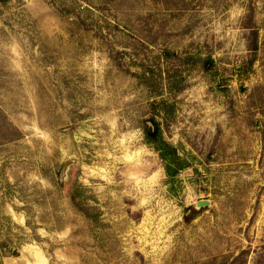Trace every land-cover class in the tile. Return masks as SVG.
Returning <instances> with one entry per match:
<instances>
[{
	"label": "rangeland",
	"instance_id": "1",
	"mask_svg": "<svg viewBox=\"0 0 264 264\" xmlns=\"http://www.w3.org/2000/svg\"><path fill=\"white\" fill-rule=\"evenodd\" d=\"M258 260L264 0H0V264Z\"/></svg>",
	"mask_w": 264,
	"mask_h": 264
},
{
	"label": "trees",
	"instance_id": "2",
	"mask_svg": "<svg viewBox=\"0 0 264 264\" xmlns=\"http://www.w3.org/2000/svg\"><path fill=\"white\" fill-rule=\"evenodd\" d=\"M252 35L255 36V33L253 32ZM250 50H252L253 52L256 50V38H253L251 41V47L249 48ZM152 123L153 126H155V122L153 120L150 121ZM157 132V127H154V130L151 131L149 128H144V135L148 138H154L155 137V133ZM166 151L167 154L169 155L170 159L173 160L176 158L175 153L173 151V148L165 145V147L163 148V151ZM245 254H247L246 252H243L241 255L244 256ZM237 261V260H236ZM235 261V262H236ZM253 264H263L262 262L258 261H254Z\"/></svg>",
	"mask_w": 264,
	"mask_h": 264
},
{
	"label": "water",
	"instance_id": "3",
	"mask_svg": "<svg viewBox=\"0 0 264 264\" xmlns=\"http://www.w3.org/2000/svg\"><path fill=\"white\" fill-rule=\"evenodd\" d=\"M75 164H76V161L71 160V161L66 162L62 166V168L60 169L59 174H58V182H59V186H60V188L62 190H63L64 184H65V182L67 180L68 171ZM208 205L209 204H208L207 201H202V202L196 203L195 206H194V209H200V208H203V207H207Z\"/></svg>",
	"mask_w": 264,
	"mask_h": 264
}]
</instances>
